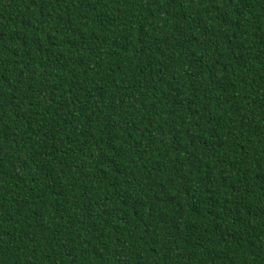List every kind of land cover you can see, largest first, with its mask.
Here are the masks:
<instances>
[{
    "label": "trees",
    "instance_id": "trees-1",
    "mask_svg": "<svg viewBox=\"0 0 264 264\" xmlns=\"http://www.w3.org/2000/svg\"><path fill=\"white\" fill-rule=\"evenodd\" d=\"M0 264H264V0H0Z\"/></svg>",
    "mask_w": 264,
    "mask_h": 264
}]
</instances>
